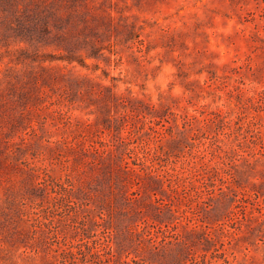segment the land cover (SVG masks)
Here are the masks:
<instances>
[{
  "label": "rangeland",
  "instance_id": "obj_1",
  "mask_svg": "<svg viewBox=\"0 0 264 264\" xmlns=\"http://www.w3.org/2000/svg\"><path fill=\"white\" fill-rule=\"evenodd\" d=\"M0 264H264V0H0Z\"/></svg>",
  "mask_w": 264,
  "mask_h": 264
}]
</instances>
